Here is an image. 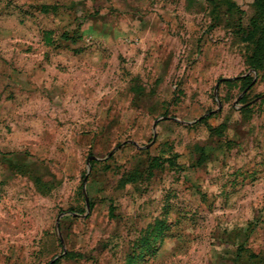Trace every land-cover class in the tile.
I'll use <instances>...</instances> for the list:
<instances>
[{
	"label": "rangeland",
	"instance_id": "374dc122",
	"mask_svg": "<svg viewBox=\"0 0 264 264\" xmlns=\"http://www.w3.org/2000/svg\"><path fill=\"white\" fill-rule=\"evenodd\" d=\"M252 4L0 0V264L262 261Z\"/></svg>",
	"mask_w": 264,
	"mask_h": 264
},
{
	"label": "trees",
	"instance_id": "16d2710c",
	"mask_svg": "<svg viewBox=\"0 0 264 264\" xmlns=\"http://www.w3.org/2000/svg\"><path fill=\"white\" fill-rule=\"evenodd\" d=\"M236 7H229L233 11ZM242 39L250 46V54L245 58L246 65L256 71L264 70V0H253L252 16ZM245 81V80H244Z\"/></svg>",
	"mask_w": 264,
	"mask_h": 264
},
{
	"label": "crops",
	"instance_id": "0c3cea01",
	"mask_svg": "<svg viewBox=\"0 0 264 264\" xmlns=\"http://www.w3.org/2000/svg\"><path fill=\"white\" fill-rule=\"evenodd\" d=\"M256 257V256H255ZM254 262H255V264H264V256H262V261H261V259L259 260V258H256L255 260H254ZM260 262V263H259Z\"/></svg>",
	"mask_w": 264,
	"mask_h": 264
},
{
	"label": "water",
	"instance_id": "95a60500",
	"mask_svg": "<svg viewBox=\"0 0 264 264\" xmlns=\"http://www.w3.org/2000/svg\"><path fill=\"white\" fill-rule=\"evenodd\" d=\"M223 81H224V80H221V82H223ZM218 86H219V84L216 85V87H215L216 90L218 89ZM245 92H246V91H244L243 94H244ZM239 98H240V97H239ZM238 100H239V99H238ZM238 100H237V101H238ZM155 125H156V123L154 124V127H153V128H155Z\"/></svg>",
	"mask_w": 264,
	"mask_h": 264
}]
</instances>
